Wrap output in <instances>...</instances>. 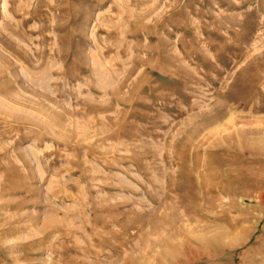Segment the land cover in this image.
Instances as JSON below:
<instances>
[{"label":"rangeland","instance_id":"rangeland-1","mask_svg":"<svg viewBox=\"0 0 264 264\" xmlns=\"http://www.w3.org/2000/svg\"><path fill=\"white\" fill-rule=\"evenodd\" d=\"M0 264H264V0H0Z\"/></svg>","mask_w":264,"mask_h":264},{"label":"bare ground","instance_id":"bare-ground-1","mask_svg":"<svg viewBox=\"0 0 264 264\" xmlns=\"http://www.w3.org/2000/svg\"><path fill=\"white\" fill-rule=\"evenodd\" d=\"M245 234V233H244ZM197 235V234H196ZM226 236V235H225ZM239 236V235H238ZM241 236V235H240ZM237 238V237H236ZM238 239V238H237ZM190 241H192V240H190ZM226 241V240H225ZM235 243H237V241H229V242H223L222 241V236L221 235H211V236H202V237H200L198 240H196V242H195V244L197 245H199V246H201V247H203V248H205V249H207V247H209V248H222L223 246L225 247V246H232V244H234L235 245ZM188 244V243H187ZM182 245H184L183 246V250L186 252V253H189L190 255H189V258H191V257H197L198 256V254H195L199 249L197 248V247H192V246H186L185 245V243H182ZM197 245V246H198ZM223 247V248H224ZM211 249V250H212ZM217 250V249H216ZM215 250V251H216ZM221 250V249H220ZM213 251V250H212ZM206 252H208L209 253V250H206ZM176 254V253H175ZM206 254V253H205ZM208 255V254H207ZM211 255V254H210ZM210 257H212V256H210ZM176 258V257H175ZM186 259V258H185ZM191 261V260H190ZM189 261V262H190Z\"/></svg>","mask_w":264,"mask_h":264}]
</instances>
